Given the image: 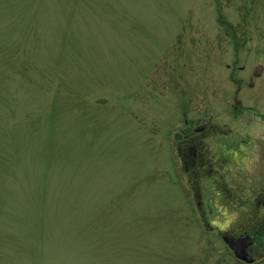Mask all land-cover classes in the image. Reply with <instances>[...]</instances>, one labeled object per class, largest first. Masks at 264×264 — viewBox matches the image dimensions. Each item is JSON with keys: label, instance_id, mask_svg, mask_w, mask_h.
I'll use <instances>...</instances> for the list:
<instances>
[{"label": "rangeland", "instance_id": "1", "mask_svg": "<svg viewBox=\"0 0 264 264\" xmlns=\"http://www.w3.org/2000/svg\"><path fill=\"white\" fill-rule=\"evenodd\" d=\"M258 64L264 0H0V264H236L168 145Z\"/></svg>", "mask_w": 264, "mask_h": 264}, {"label": "flooded vegetation", "instance_id": "2", "mask_svg": "<svg viewBox=\"0 0 264 264\" xmlns=\"http://www.w3.org/2000/svg\"><path fill=\"white\" fill-rule=\"evenodd\" d=\"M246 70V66L240 68ZM250 70L247 79L231 74L238 90L230 116H244V126L240 122L230 128L216 114L195 118L185 114L168 145L169 156L180 167L181 184L195 199L200 220L213 223L204 211L207 208L232 211L229 227L218 226V235L236 264H264V113L239 98L246 81L250 90L259 87L264 65ZM206 193L215 194L214 198L205 201Z\"/></svg>", "mask_w": 264, "mask_h": 264}]
</instances>
